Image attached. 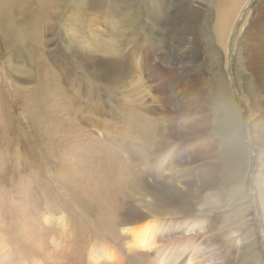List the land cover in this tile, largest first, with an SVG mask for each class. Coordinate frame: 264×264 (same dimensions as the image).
<instances>
[{
  "label": "rangeland",
  "instance_id": "374dc122",
  "mask_svg": "<svg viewBox=\"0 0 264 264\" xmlns=\"http://www.w3.org/2000/svg\"><path fill=\"white\" fill-rule=\"evenodd\" d=\"M192 2L0 0V15L17 28L0 33V208L10 218L2 230L13 237L9 243L17 241L34 259H44L39 237L26 242L15 238L20 233L16 227L25 225L18 221L23 213L39 232L46 215L65 213L71 219L80 212L103 229L98 209L77 188L78 179L61 174L63 156L82 173L81 180L96 182L103 162L110 177L119 170L127 183L138 174L134 167L149 165L158 149H178L179 157L186 156L177 163L180 173L196 186L195 176L209 170L216 188L206 195L193 187L188 217L183 221L179 216L170 226L177 232L182 223L210 217L214 227L199 240L206 251L198 259L210 258L215 250L222 264H264V92L253 61L259 56L253 40L262 29L251 33L264 0H204L201 17L192 11ZM91 5L116 26H106L98 17L93 26L88 15L98 10L90 12ZM244 6L226 51L219 41L220 20ZM151 16L155 30L147 24ZM69 22L77 28L76 38ZM98 30L101 39L114 37L116 43L108 42L115 55H100L104 67L92 72L91 63L96 68L102 63L92 62L95 54L87 53L85 38H97ZM189 68L192 72L186 73ZM194 107L199 111L192 116ZM161 125L170 137H159ZM241 149L249 155L239 163ZM202 205L205 214L190 212ZM57 226L54 220L44 236L58 235ZM251 232L247 248L234 256L236 236ZM251 243L255 246L249 247Z\"/></svg>",
  "mask_w": 264,
  "mask_h": 264
},
{
  "label": "bare ground",
  "instance_id": "6f19581e",
  "mask_svg": "<svg viewBox=\"0 0 264 264\" xmlns=\"http://www.w3.org/2000/svg\"><path fill=\"white\" fill-rule=\"evenodd\" d=\"M203 1L193 0L191 5V8H193L192 11L199 17H201V13L205 10L206 7L205 2ZM245 6L243 7V10L241 12L239 10H235L230 15L229 13H227L220 20L218 30H220L221 33L219 35V41L221 42V44H223L226 51H228V35L233 32L235 26L234 24L242 15ZM240 7H242V5ZM93 10H98L97 13L93 15L89 13L88 15L89 18H91L90 22L93 26V21H97V17L105 22L106 26L108 25L113 27V24L116 26V23H110L104 17L103 10H100L98 6L91 5L89 11L91 12ZM158 11L159 10H157V13ZM145 14L147 15V13ZM248 16L249 13H247L245 22L247 21ZM74 22V24L76 25V21ZM70 24L71 26L74 25L72 22ZM147 24L149 28L153 30L158 27V25L155 24L154 17L152 16L150 18V23L148 22ZM8 25H10V20L8 21L5 19V16L0 15V33L2 34V36L9 30L17 31V28L15 26L13 27ZM74 26L71 28V33L75 37L76 34L74 32H76L77 28H75ZM96 27H98V25ZM258 27L262 29V32L261 34L256 33L255 40L253 41L256 43L259 56H255L253 61H255L254 65H256L255 77L257 80V84L259 83V87L261 88V90H263L262 92H264V9H260L257 12V20L251 29V33H253V31ZM124 31L125 30H123V32ZM224 32L225 38L222 36ZM96 34L95 35L97 36V38H85L87 41H89L86 43L88 45L87 53L89 55L95 54L92 55V57H94L92 62L95 60H102V57L100 55H103L106 58H112V56L115 55L113 54L114 48L111 47L112 45H110L108 41H114V43H116L114 37L112 36L109 39H101L99 37V30L96 32ZM130 35H132V33ZM93 41L95 44H93ZM114 43L113 45L115 46ZM137 55L138 54L134 55L135 58H137ZM139 56H141V53H139ZM130 59L132 60V58ZM101 63L102 66L100 68H96V66L91 63L90 70L92 72L102 70V68L104 67V63ZM140 66L144 65L141 64ZM192 70L193 68H189L185 71L186 73H188L192 72ZM142 71H144V69ZM145 71L147 70L145 69ZM137 75L139 74L137 73ZM117 79L123 78H120L118 75ZM138 81L140 82L139 79L137 80V82ZM155 88L156 90L158 89L157 87ZM178 88L180 89L181 87L179 86ZM197 107H194L190 111V115L194 116L198 113L199 110ZM228 112L226 114H228ZM159 129L161 130L159 137L171 136L170 133L166 131L167 127H165V125H161ZM174 138L177 139H175L176 142H174V144L178 146L177 141H179V139L177 137ZM238 142H240V139L238 140ZM171 144L172 143H169V145ZM175 148L178 147L175 146ZM158 150L159 151L156 152L158 154L154 153L153 157L148 162L149 165L145 164L146 166H144L142 169H139L136 166L134 167L137 170L138 174L136 178H130L127 183L124 181V179L121 180L123 173L119 170L117 171V175L115 178L110 177V170L108 168V165L104 164L103 162L101 163L97 173L95 172L97 175L96 182L93 181L94 183H90L81 180V175L79 174L82 173H76L75 169L72 168V165L69 162L70 160L63 156L61 159V174L70 175L75 179H78L77 188L84 190V194L87 195V199L88 201H90L89 203L91 207H96L98 209L99 213L97 215L101 225L103 226V229H98L99 227H95L93 224L87 221V219L84 218V213L80 212L78 213V216H72L71 219L67 218L65 213H61V216L57 218L53 217L52 215H46L44 217V228H42V232H39L37 231V229H32L31 223L33 222L31 221V217L26 213H23V211L21 210L24 214V219L22 218L18 220L22 223H19V225L20 227L24 223L25 225L20 229L16 227L18 231L16 230L15 232L20 231V233L17 236L16 233L15 238H19L20 242H26L29 238L31 240L33 238L39 237L38 240L44 243L41 246V251H44V259L36 260L34 259L35 257L33 254L29 255L25 250V247L20 246L19 242L15 241L13 243H9V241L13 237L11 239L10 237L7 238V232H4L2 230L6 229L5 219H7V221L9 222L10 218L8 219V216L6 214L5 217L2 209L0 208V264H130V261H132V264H134V262L135 264H222L218 261V255L217 253H215V250L212 251V256L208 259L197 258V255L205 254L206 251V248L204 247L205 242H199V240L203 238L204 234L211 232L212 228L214 227V225L211 227L212 220L210 217L208 218L202 216L200 221L193 222L194 219H191L192 222L190 221L187 224L186 222L182 223L181 226H179L178 230H176L177 232H175L170 226V223L173 220L179 221V216L184 217L183 221H185V218L188 217V215H186L189 214L187 207L190 204L192 205L190 197L192 196L191 192L193 187H196L197 191L201 194L206 193V195L216 188V184L211 177V171L205 170V173H199V178L198 176H195V179L198 180V185L195 186V181L186 178L184 173H180L177 163L181 162L182 164L183 160H186V156L184 158L179 157V152L181 150ZM92 152L96 153L95 151ZM239 152L236 155V161L242 163V158L244 159L245 157H247L248 151L246 152V149H241ZM76 159L77 161L79 160L78 157ZM97 162L95 161V163ZM83 178L84 177L82 176V179ZM124 199H126L127 202H124ZM205 209L206 207H203L202 205L195 211L190 212L205 214ZM245 210L248 211L247 209ZM214 211L215 210H212L206 213H213ZM54 220H56L58 224V235L53 234V236L48 239L44 236L48 235L46 226H51ZM14 224L18 225V223ZM203 231L205 232L203 233ZM253 236L254 234L252 232L245 237H240L239 235L236 236L237 250L234 251V256L240 255L244 247L247 248L245 244H247L248 246V239ZM174 238H178L175 243L173 241ZM253 246H255V244L251 243L249 247ZM259 247L260 246H258V248ZM60 253L62 257L59 261H57L56 259L58 258ZM256 258L257 257H253L252 259ZM259 263L260 262H258L257 264Z\"/></svg>",
  "mask_w": 264,
  "mask_h": 264
}]
</instances>
